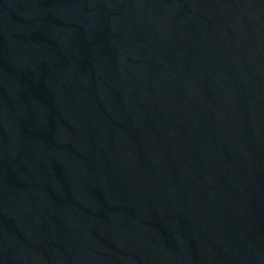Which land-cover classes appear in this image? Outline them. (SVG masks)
<instances>
[{
  "label": "water",
  "instance_id": "obj_1",
  "mask_svg": "<svg viewBox=\"0 0 264 264\" xmlns=\"http://www.w3.org/2000/svg\"><path fill=\"white\" fill-rule=\"evenodd\" d=\"M0 264H264V0H0Z\"/></svg>",
  "mask_w": 264,
  "mask_h": 264
}]
</instances>
